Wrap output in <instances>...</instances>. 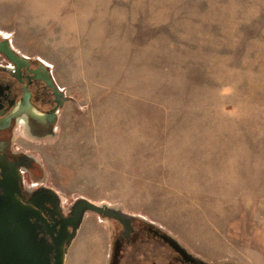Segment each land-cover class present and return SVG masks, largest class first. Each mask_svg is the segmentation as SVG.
Wrapping results in <instances>:
<instances>
[{"label":"rangeland","instance_id":"rangeland-1","mask_svg":"<svg viewBox=\"0 0 264 264\" xmlns=\"http://www.w3.org/2000/svg\"><path fill=\"white\" fill-rule=\"evenodd\" d=\"M0 35L75 99L55 137L19 141L65 206L264 264V0H0ZM107 221L86 214L65 264L105 262Z\"/></svg>","mask_w":264,"mask_h":264},{"label":"flooded vegetation","instance_id":"flooded-vegetation-1","mask_svg":"<svg viewBox=\"0 0 264 264\" xmlns=\"http://www.w3.org/2000/svg\"><path fill=\"white\" fill-rule=\"evenodd\" d=\"M21 54L24 58L12 62L0 52V178L4 166L15 168L21 176L22 193L29 199L34 193L52 187L46 184L43 166L34 152L19 141H47L55 137L60 117L67 104L75 103V99L58 84L50 68L36 58ZM73 203L65 206L61 197L58 199L63 216H70ZM46 206L55 209L51 202ZM99 217L108 220L110 231V246L103 264H214L142 218L133 217L125 227L114 218Z\"/></svg>","mask_w":264,"mask_h":264},{"label":"water","instance_id":"water-1","mask_svg":"<svg viewBox=\"0 0 264 264\" xmlns=\"http://www.w3.org/2000/svg\"><path fill=\"white\" fill-rule=\"evenodd\" d=\"M0 52L12 62L24 58L6 37L0 41ZM20 179L15 168L4 166L0 178V264H65L68 249L88 212L114 218L125 227L135 217L85 197L77 198L70 216L65 217L58 207V192L46 188L26 199ZM49 202L55 209L46 206Z\"/></svg>","mask_w":264,"mask_h":264},{"label":"crops","instance_id":"crops-1","mask_svg":"<svg viewBox=\"0 0 264 264\" xmlns=\"http://www.w3.org/2000/svg\"><path fill=\"white\" fill-rule=\"evenodd\" d=\"M95 249L97 250L99 257H103V255H102L103 254V252H102L103 246L97 245V246H95Z\"/></svg>","mask_w":264,"mask_h":264}]
</instances>
